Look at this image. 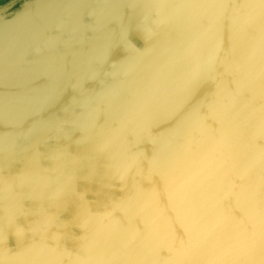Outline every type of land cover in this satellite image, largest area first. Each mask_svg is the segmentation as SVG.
<instances>
[{
	"label": "clouds",
	"instance_id": "clouds-1",
	"mask_svg": "<svg viewBox=\"0 0 264 264\" xmlns=\"http://www.w3.org/2000/svg\"><path fill=\"white\" fill-rule=\"evenodd\" d=\"M153 5L158 18L147 25L150 36L180 17L199 16L208 24L158 68L155 47L133 55L111 73L117 82L87 102L94 110L100 104L112 109L118 126L97 132L94 120L83 124L85 158L104 188L124 195L106 193L107 203L94 207L78 191L75 162L66 152L53 157V168H43L36 156L9 176L16 141L7 140L0 148V264H264V146L257 143L264 139V46L230 62L221 56L215 32L227 8L223 0L171 9L165 0H150L146 6ZM239 15L241 31L253 20L264 22V0H249ZM225 63L235 91L218 71ZM150 69L155 71L146 75ZM204 80L217 82L202 107L219 127L212 129L198 108L168 134L151 135L157 113L178 114ZM246 90L253 92V101L241 106ZM27 107L0 99L6 116ZM145 139L153 146L151 158L141 147ZM70 204L78 230L74 250L63 219ZM30 216L27 225L20 223ZM177 225L186 239H178ZM163 250L170 255L162 257Z\"/></svg>",
	"mask_w": 264,
	"mask_h": 264
},
{
	"label": "water",
	"instance_id": "water-1",
	"mask_svg": "<svg viewBox=\"0 0 264 264\" xmlns=\"http://www.w3.org/2000/svg\"><path fill=\"white\" fill-rule=\"evenodd\" d=\"M147 1L150 2V0H140L134 8L127 9L131 10L129 12L125 8L137 1L17 0L1 7L0 99L14 102L19 99V103L28 104L27 108L21 110L23 114H31L37 104L42 101H44L47 108L45 111H49V109L58 110L65 107L61 105H67V111L63 115L80 108L81 104L88 106L87 102L89 100H95L117 82V79L115 81V78L112 79L109 75L119 68L118 59L128 60L133 55H138L153 48L149 47L152 43V37L142 40L145 28L142 24H137L140 21L138 19H141V22L144 23L146 16H142V11H147V8H145ZM16 3L18 5L15 6ZM248 3L249 0H245L228 10L232 21L228 24L225 33L220 36V40L217 41L222 42L221 56L227 57L229 62L240 58L255 48L264 46V35L261 32L264 22L253 20L249 22L244 30H240L243 21L240 19L239 14L246 11ZM184 4L195 6V2L190 3L189 0ZM115 5H119V7L112 11ZM135 19L138 20L137 23ZM187 21L189 23V33L185 34L184 37L183 35H179L177 38L172 36L171 40L166 41L170 47H162L163 41L153 43L159 53V65H163L174 52L183 51L186 47H180V43H185L193 32H198L208 24L207 19L199 16H192ZM106 33L113 35L111 40L105 37ZM79 47H82V49H78ZM117 53L119 54L116 55ZM115 56L117 57L115 58ZM111 59H113L110 62L112 66L108 67V62ZM156 67L158 68V64ZM229 67V63L221 64L218 66V71L223 74L227 88L235 91V77L228 74ZM107 68H109V72L111 68L114 71L107 74ZM154 71L155 69H150L146 75L150 76ZM211 83L212 80H204L195 85L186 98L183 109L178 114L171 110L162 109L159 111L153 122L151 135L168 134L189 112L199 107L204 108L202 106L214 96L207 88L208 84ZM69 95L75 98L68 104H63L67 99L56 100L58 97L67 98ZM192 95L194 96L192 97ZM50 97H53V100H48ZM127 99H129L128 96L125 100ZM29 101H37V103L34 105L29 104ZM245 101H253V92L247 90L244 92L241 98V106ZM201 111L208 116V125L212 129H217L219 125L208 113L207 108ZM14 118V113L6 116L3 111H0V120L2 121L0 135L4 134L1 131L2 126L6 127ZM52 121H54L51 125V128H53L56 125V119L53 120L48 117L45 123H48L47 126L50 127ZM97 121L101 123L102 118L99 117ZM80 123L73 128L63 127L52 131L54 135L57 134L59 137L45 140L44 148L57 153V142L62 137L68 140L75 134L79 138H81V134L85 136L84 131H79ZM117 126L116 116L112 113L106 121L105 127L100 128L97 132L106 131ZM4 140L3 144L5 145L7 138L5 137ZM77 141L79 144L75 146L71 144L66 153L73 155L70 159L72 158L71 160L75 162L74 166L77 171L83 170V175L86 176L88 175L86 171L90 170V172L92 171L91 177H94V181L78 177V191V186L88 180L86 183L91 185V189L80 192L86 198L95 196L97 201V198L100 200L103 197H108L106 193H109L113 198L123 196L124 193L122 192L109 191L104 188L101 182L99 187V183H96L97 189L93 191L92 185L95 184L96 175L93 174L90 162L85 158L86 146L80 143L82 140ZM257 143L264 146V141L262 144L258 141ZM141 147L147 156L151 158L153 146L147 139ZM145 167H147V161H145ZM98 177L101 181L102 176L99 175ZM145 186L150 187L147 183H145ZM87 199L89 201L93 200ZM91 202H93L94 207L99 206L97 203L94 205V201ZM105 203H107V200ZM70 206L72 205L70 204ZM70 206L68 211L63 213V219L71 212ZM236 215L240 216L241 214L236 212ZM72 222L73 217L68 220L67 224H71L67 228H75ZM176 232L178 239H186L185 233L179 225L176 226ZM161 255L162 257H168L170 253L163 250Z\"/></svg>",
	"mask_w": 264,
	"mask_h": 264
},
{
	"label": "bare ground",
	"instance_id": "bare-ground-1",
	"mask_svg": "<svg viewBox=\"0 0 264 264\" xmlns=\"http://www.w3.org/2000/svg\"><path fill=\"white\" fill-rule=\"evenodd\" d=\"M137 1L136 3H131L130 5H128L127 9H132L135 7L136 4L139 3L140 0H135ZM187 0H165V4H166V8L167 9H171L172 7H175L177 5H181L184 4ZM245 0H223V2H225L227 4V8L226 10L223 12V15L220 16L217 20H216V32H215V38L216 40H220V36L223 35V33H225V31L228 28V24L232 21L230 20V16H229V12L228 10L232 7H234L237 3H241ZM189 2H195V5L200 4L203 2V0H189ZM150 2L147 1V3H145L146 5H148ZM145 8H147V11L145 12V10L142 11V16H146L144 18V23L141 22V19L138 22L137 19H135V22L140 25L142 24L143 28H145L144 30V34L142 35V40L143 39H147V38H151L152 37V43L149 47H154L153 43L156 42H160L163 41V46L162 47H170L166 41L167 40H171L172 36L174 37H179V35H184L188 34L189 32V23L187 21V19L189 20V17H180L178 19H174L169 25L165 26L163 29L160 30V34H158L157 36H150V34L148 33L147 29V25L152 24L158 17H157V8L156 6H145ZM128 12L131 10H127ZM147 13V14H145ZM125 19V18H124ZM199 32V31H198ZM198 32H193V34L190 36V38L185 42H181L180 43V47H188V45L195 39L196 35ZM107 39L111 40V38L113 37V35H110V33H106L105 36ZM160 47V45H158ZM230 47H232V45H230ZM82 49V47H79L78 49ZM119 53H117L116 55H118ZM117 56H115L116 58ZM125 59V58H124ZM113 59L109 60L108 62V67L112 66V64L110 63ZM119 62H117V64L119 65V67L124 64L126 60L122 61L121 59H118ZM160 60V59H159ZM159 60L157 62L158 67H160L161 65H159ZM109 68H107V74H110V72H113L114 69L111 68L110 72L108 71ZM110 78L114 79L112 75H109ZM116 81V79H115ZM42 83V82H41ZM208 91L211 92L213 95L215 94L216 90H217V82L212 81L211 84H208ZM190 95V94H189ZM71 95H69L67 98L66 97H58L56 100H61V99H67L63 104H68L70 103L75 97H70ZM126 96H124V99H126ZM194 95H192L193 97ZM15 99V98H14ZM79 99V98H77ZM16 100V99H15ZM19 100V99H18ZM16 100L15 104L16 107L19 109L21 108L23 105L25 104H21L19 103V101ZM48 100H53V97H50ZM47 100V101H48ZM55 100V99H54ZM94 100V99H93ZM49 104H51V102H49ZM61 106H65V107H61L58 110L55 109H49V111H45L47 108L45 106L44 101L40 102L37 104L36 108L33 110V112L30 113H22L21 111L18 112H14V120H12V122L8 123L7 126H2L1 131L4 133L3 135H0V148L4 147V139L5 137L7 138V140L10 139H15L16 141V147H15V153L13 155V157H11L8 161V163H10V165H12V163L17 164V168L15 170V172H10L8 170V175L12 176L15 175L17 173L20 172L21 170V166L25 167L27 164L28 159L33 158L38 156L39 160H40V164L43 168H49V167H54V162H53V157L58 153V152H66L68 151V147H70V145L72 144V146L78 145L79 142L77 140H83L84 139V135L81 134V138H79V136H77L76 134L73 135L70 139L65 140L63 137L57 142V147H56V151L53 150H48L46 148H44V144H45V140L47 139H57L59 137V135H54V133L52 131L60 129V128H73L76 126V124L80 123L79 126V131H82V125L85 124L86 122H91L92 120L95 121V131H99L100 128L105 127L106 125V121L109 119L110 115L113 112L112 109L108 108L105 104L103 105H99L98 106V110H94L95 109V105H93L92 107L87 106L86 104H81L80 108L75 109L74 111H72L69 114H64L63 113L65 111H67V105H61ZM85 107V108H84ZM55 108V107H54ZM199 109L204 111V108L199 107ZM206 110V109H205ZM51 118L53 120L56 119V125L55 127L51 128V125L54 121L51 122L50 127L47 126L48 123L46 122L47 118ZM101 117L102 121L101 123H98V118ZM1 120H0V127H1ZM51 128V129H50ZM70 131V130H69ZM16 132V133H14ZM6 140V141H7ZM260 144H262V142L264 141V139H260L257 140ZM48 145V144H47ZM46 147V146H45ZM48 148V147H47ZM36 150V153H32L33 150ZM39 149V150H38ZM85 153H86V149H85ZM70 157H73V155L69 154ZM45 157V160L43 161L41 158ZM3 158V153H0V159ZM72 159V158H71ZM80 172H84L83 170H78ZM86 173L88 175L84 176V175H78V177L80 178H86L87 177H91V173L90 170L86 171ZM99 175L95 176V184L92 185L93 186V191H96L95 189H97V185L98 187L101 184L100 180L98 179ZM90 181H94V177H91V179H88ZM87 180V181H88ZM87 181H85L84 183H81L80 186H78L79 188V192L83 191V190H89L91 189V185L88 183H86ZM82 189V190H81ZM109 194V193H108ZM89 199H93L91 201H94V205L97 203L98 205H102L106 202V200H108V197H103L102 199L97 201L95 199V196H89L87 197ZM105 198V199H104ZM104 199V200H103ZM36 204L33 203L32 201H28V207L30 209H35L36 208ZM72 210H70L71 212L68 213L65 217L64 220L66 222H68L69 219H72V217H74L75 215V207L74 205L70 206ZM25 220L26 225L28 224L29 220L33 219V217H29L28 219H24L21 218V220ZM73 223V222H72ZM71 223H68V225ZM74 224V223H73ZM66 235L68 237L67 240V244L68 247L70 249H73V247H75L72 237L74 235V233H76L78 230L76 228H66ZM15 239H11L9 241V246H14L15 245Z\"/></svg>",
	"mask_w": 264,
	"mask_h": 264
},
{
	"label": "flooded vegetation",
	"instance_id": "flooded-vegetation-1",
	"mask_svg": "<svg viewBox=\"0 0 264 264\" xmlns=\"http://www.w3.org/2000/svg\"><path fill=\"white\" fill-rule=\"evenodd\" d=\"M6 0H4L3 2H5ZM2 3V2H1ZM50 147V146H49ZM37 151L34 149L33 151H32V153H36ZM43 161L45 160V157H43V158H41ZM18 166H17V164H15V163H12V165H10V163H9V168H8V170L10 171V172H15V170H16V168H17ZM24 169V167L23 166H21V170H20V172L22 171ZM19 172V173H20ZM77 175H83V173L82 172H80V171H77ZM27 204H28V202H27ZM20 223H22V224H25L26 225V223H25V220H20Z\"/></svg>",
	"mask_w": 264,
	"mask_h": 264
},
{
	"label": "rangeland",
	"instance_id": "rangeland-1",
	"mask_svg": "<svg viewBox=\"0 0 264 264\" xmlns=\"http://www.w3.org/2000/svg\"><path fill=\"white\" fill-rule=\"evenodd\" d=\"M2 1H4V0H0V8L6 6V5H8L14 1H17V0H8V3H7V0H6V2L1 3ZM16 5H18V4L16 3L15 6Z\"/></svg>",
	"mask_w": 264,
	"mask_h": 264
},
{
	"label": "crops",
	"instance_id": "crops-1",
	"mask_svg": "<svg viewBox=\"0 0 264 264\" xmlns=\"http://www.w3.org/2000/svg\"><path fill=\"white\" fill-rule=\"evenodd\" d=\"M6 2V1H5ZM2 3H3V1H2ZM7 3H8V0H7Z\"/></svg>",
	"mask_w": 264,
	"mask_h": 264
}]
</instances>
